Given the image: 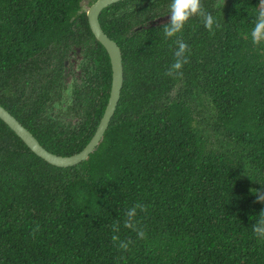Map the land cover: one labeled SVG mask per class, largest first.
<instances>
[{
  "label": "trees",
  "instance_id": "obj_1",
  "mask_svg": "<svg viewBox=\"0 0 264 264\" xmlns=\"http://www.w3.org/2000/svg\"><path fill=\"white\" fill-rule=\"evenodd\" d=\"M95 1L0 0V103L60 155L88 144L110 96L111 60L87 16ZM170 4L101 12L125 79L87 160L52 165L0 118V264H264L252 230L264 210L252 192L264 189V42L250 37L259 0H201L219 27L194 16L165 38ZM177 39L189 63L170 77ZM78 47L85 76L71 90L65 61ZM62 100L68 109L54 111ZM136 203L147 206L135 218L145 239L123 226Z\"/></svg>",
  "mask_w": 264,
  "mask_h": 264
},
{
  "label": "water",
  "instance_id": "obj_2",
  "mask_svg": "<svg viewBox=\"0 0 264 264\" xmlns=\"http://www.w3.org/2000/svg\"><path fill=\"white\" fill-rule=\"evenodd\" d=\"M118 1L121 0H96L87 11L92 32L94 33L96 39L103 44L109 54L112 66V84L109 100L100 123L91 140L81 151L72 155H60L48 150L26 126H24L7 108L0 103V118L13 131H15V133L34 153L52 165L68 167L87 160L102 140L109 127L112 117L116 112L125 79L123 53L120 45L104 31L100 22V14L103 9ZM168 18L169 16L159 18L157 22H163Z\"/></svg>",
  "mask_w": 264,
  "mask_h": 264
},
{
  "label": "clouds",
  "instance_id": "obj_3",
  "mask_svg": "<svg viewBox=\"0 0 264 264\" xmlns=\"http://www.w3.org/2000/svg\"><path fill=\"white\" fill-rule=\"evenodd\" d=\"M194 16L202 18L205 28L209 30L210 33L213 32L214 27H219L215 17L203 9L201 0H171L170 20L163 25L165 38H171L180 33L189 19ZM250 37L252 43L255 45L264 42V0H259L254 27L251 29ZM175 43L177 45V49L174 52L175 60L166 71V75L170 77L182 76L184 65L189 63L186 56V52L190 51L188 44L182 39H177ZM252 192L257 196L256 202L264 203V189H252ZM138 209L140 211H147V206L136 203L134 206L130 207L125 213L126 218L123 226L136 231L139 239H145L146 233L138 228L135 219ZM259 217L260 219L252 225V230L257 237L264 239V210L261 211ZM38 230L37 228L33 231V236H35V231ZM113 231L119 232V223L113 225ZM112 240L114 244H117L123 251H128L129 245L132 243L131 240L121 241L118 235H113Z\"/></svg>",
  "mask_w": 264,
  "mask_h": 264
},
{
  "label": "rangeland",
  "instance_id": "obj_4",
  "mask_svg": "<svg viewBox=\"0 0 264 264\" xmlns=\"http://www.w3.org/2000/svg\"><path fill=\"white\" fill-rule=\"evenodd\" d=\"M84 7L87 5L86 1L83 2ZM90 6H88L87 8H89ZM77 49H80L79 47ZM75 48L71 49V50H77ZM81 50V49H80ZM71 53V54H70ZM69 53V66L71 67V69H67V72L72 70V73L69 74L67 78L65 79V85H69V88H71V90L73 89V85L76 83H80L81 79L84 78V72L82 71V67L80 66L81 63V59L83 58V56L81 55V53L78 52V54L76 52H71ZM72 63V64H71ZM71 64V65H70ZM76 82V83H75ZM61 108L59 107V105L57 106V108H55L54 111L58 112ZM73 114H71V116L69 117V119L67 121L76 122V118L75 116H72Z\"/></svg>",
  "mask_w": 264,
  "mask_h": 264
},
{
  "label": "flooded vegetation",
  "instance_id": "obj_5",
  "mask_svg": "<svg viewBox=\"0 0 264 264\" xmlns=\"http://www.w3.org/2000/svg\"><path fill=\"white\" fill-rule=\"evenodd\" d=\"M170 16V15H169ZM161 18H164V17H161ZM159 19V18H158ZM158 19H157V21H158ZM168 20V19H167ZM165 21H166V19H165ZM72 53L73 52H76L77 54H78V52L80 53L81 52V50L80 49H77V50H70ZM71 54V53H70ZM66 64H69V59H67L66 61ZM59 105V107L61 108V109H64V110H67L68 109V106H67V103H66V101L65 100H62V103H59L58 104V102H57V104H56V108H57V106ZM60 111V110H59ZM58 111V112H59ZM70 117V116H69Z\"/></svg>",
  "mask_w": 264,
  "mask_h": 264
}]
</instances>
